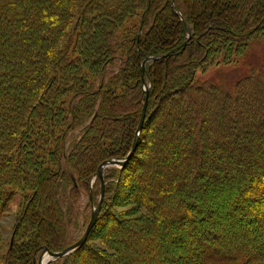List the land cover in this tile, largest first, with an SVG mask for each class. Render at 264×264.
<instances>
[{"label":"trees","instance_id":"16d2710c","mask_svg":"<svg viewBox=\"0 0 264 264\" xmlns=\"http://www.w3.org/2000/svg\"><path fill=\"white\" fill-rule=\"evenodd\" d=\"M263 32L264 0H0V217L24 179L34 183L0 264H35L81 237L70 227L82 192L96 177L100 195L99 166L130 152L146 100L142 62L157 55L146 63L137 148L105 168L87 240L48 264H172L179 250L185 264L263 260L264 65L234 83L197 75L244 56ZM132 186L134 206L108 213ZM99 224L106 249L87 247ZM24 225L33 235L20 242Z\"/></svg>","mask_w":264,"mask_h":264},{"label":"rangeland","instance_id":"374dc122","mask_svg":"<svg viewBox=\"0 0 264 264\" xmlns=\"http://www.w3.org/2000/svg\"><path fill=\"white\" fill-rule=\"evenodd\" d=\"M126 23V24H125ZM125 26H129L130 23L125 21L124 24ZM122 25V26H123ZM264 65V32L256 35L255 38L251 40V46L250 49L246 52L244 56H235L232 58L231 61H224V60H217L213 62L212 64L208 65L207 67L203 69H199L197 75L202 78V79H208V80H214L218 81L220 78L227 77L229 78V81L231 83L236 82L239 78H241L243 75L248 74L250 72V69L252 70L253 66L254 68H261ZM85 74H87L88 78L90 81H95L98 83V78H97V73H90L89 70L84 69ZM264 79V78H263ZM249 84V83H248ZM249 87H253L252 85H249ZM145 88V86H143ZM244 100H247V98H243ZM249 99V98H248ZM259 104H261L259 102ZM253 107H257V102L253 104ZM167 108L169 107V104L165 105ZM164 106H162L163 109ZM219 109V108H218ZM233 115V114H232ZM146 118V117H145ZM217 118V117H216ZM157 121V118L155 119ZM154 122V121H153ZM153 126V125H152ZM152 126H147L146 128V135H145V142L148 137L153 134ZM230 129V128H228ZM227 130V128L224 129V132ZM118 142V140H115ZM137 148V147H136ZM141 148V147H140ZM145 148L143 147V156H144V150ZM140 150V149H139ZM220 151L218 150H213L212 155L215 156L219 154ZM44 158L46 159V162H49L50 155L47 153L44 155ZM51 163V162H50ZM110 167V166H109ZM25 187L23 191L20 193L18 196L17 200L14 201L10 208L3 214V216L0 217V263L5 260L7 257V252L9 251L10 248V240L13 236L15 225L17 220L21 217L23 208L28 205V200L30 195L33 192L34 189V183H32L28 179H24ZM132 181L130 182V184ZM134 184V180H133ZM99 183H96V177H93L90 181V191H83L82 196L80 199V204H81V211L80 214L76 217V219L73 221V225L70 227V234L72 236H78L80 233H82V228L83 232L86 228L87 222H89V217L86 218L84 217V214L87 215L88 212L93 210V207L96 205L98 197L100 196L99 193ZM132 189H129L128 194L124 193V197L121 196V198L114 199V202L111 207L107 210L109 212L113 211H127V209H130L132 206H134L132 203H128L131 201H128L129 198L132 196L133 191H134V186L131 187ZM133 190V191H131ZM123 191V188L121 187L119 189L118 193H121ZM127 191V190H126ZM106 211V212H107ZM143 214L144 216L147 215V212L144 209H141V212L139 213ZM91 216V212L89 214ZM84 218V225L82 226V219ZM110 224L114 223L112 219L109 220ZM107 225V226H109ZM114 225V224H113ZM105 226V227H107ZM25 228L27 231H25ZM103 225H100L94 230L91 238H90V243L87 245L88 246H93L97 248H108V246L105 243L104 239V230H103ZM33 228L28 225L21 226L20 229L18 228L16 232V237L17 240L22 242V240H27L30 239L33 235ZM258 240L264 243V237L262 235L260 236ZM177 244V245H176ZM173 248L178 250L177 247L178 243H176ZM181 252L179 250V255L176 253L174 255L175 259L172 260V264H185L182 262V257H181ZM185 252L183 253V255ZM82 259L78 258L77 260L75 259V264H81ZM251 264H264V259L256 261L255 263Z\"/></svg>","mask_w":264,"mask_h":264},{"label":"water","instance_id":"95a60500","mask_svg":"<svg viewBox=\"0 0 264 264\" xmlns=\"http://www.w3.org/2000/svg\"><path fill=\"white\" fill-rule=\"evenodd\" d=\"M187 31H188V37L191 36V28L189 25H187ZM172 52H170L169 54H171ZM161 57V55H157V56H149L146 59L143 60L142 62V69H143V82H144V86H145V91H146V100L143 106V110H142V114H141V118H140V122L137 128V133H136V137L135 140L133 142L132 148L130 150V152L128 153V155L124 158H111L108 160H105L102 162V164L99 166L98 171H97V176L98 178H100L101 181V191H100V196H99V201L97 203L96 206L93 207L92 213H91V218L90 221L84 231V233L81 235V237L75 241L74 243H72L71 245L67 246L66 248L59 250V251H52V250H48L45 249L39 256L38 259L35 260V264H48L49 262L56 260L58 258H61L69 253H71L72 251H74L78 246H80L81 244H83L91 230L93 229V227L95 226L99 213H100V209L103 203V199L105 196V185H106V181H105V176H104V171L106 167L109 166H119V167H123L126 162L129 160V158L131 157L132 153L135 151L137 145H138V141H139V135L140 132L143 128L144 125V121H145V117H146V111H147V105H148V97H149V85L147 84V82L145 81V71H146V63L149 60L152 59H156Z\"/></svg>","mask_w":264,"mask_h":264}]
</instances>
